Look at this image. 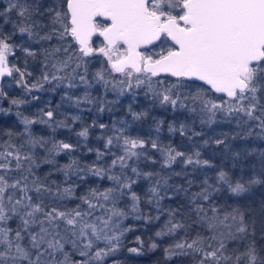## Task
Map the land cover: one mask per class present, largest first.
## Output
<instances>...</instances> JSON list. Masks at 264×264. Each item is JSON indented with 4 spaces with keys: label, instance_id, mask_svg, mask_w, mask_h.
<instances>
[{
    "label": "snow or ice",
    "instance_id": "6c2138e0",
    "mask_svg": "<svg viewBox=\"0 0 264 264\" xmlns=\"http://www.w3.org/2000/svg\"><path fill=\"white\" fill-rule=\"evenodd\" d=\"M13 86L23 94L11 95ZM43 91H62V101L97 113L142 93L153 106L184 116L168 131L188 140L203 137L205 127L234 126L202 145L222 146L233 159L254 157L256 165L240 176L205 171L197 181L191 177L198 169L216 168L199 147L186 152L132 136L125 121L84 125L60 105L25 115L23 106ZM128 111L134 120L148 115L131 105ZM13 114L18 123H9ZM77 122L76 143L56 138ZM36 125L44 128L37 132ZM93 128L101 132V147L88 146ZM233 141L246 146L236 150ZM258 143L264 145V0L0 5V264H124L125 249L142 256L161 247L163 264H264V194L255 196L264 188V147ZM81 149L95 158L82 159ZM142 160L159 163V171L143 170ZM178 162L181 171L173 170ZM141 180L149 182L142 194ZM130 217L163 222L147 245L136 236V246L127 247V234L136 231L125 223Z\"/></svg>",
    "mask_w": 264,
    "mask_h": 264
},
{
    "label": "trees",
    "instance_id": "16d2710c",
    "mask_svg": "<svg viewBox=\"0 0 264 264\" xmlns=\"http://www.w3.org/2000/svg\"><path fill=\"white\" fill-rule=\"evenodd\" d=\"M0 5L3 3L0 0ZM11 95H22V90L17 89L15 86L10 90ZM77 95H82L83 90L78 89L76 90ZM94 95H99L100 93L93 92ZM36 95L40 96V101L44 99H48V105L51 107H56L60 105V111L63 110H80L82 112V122L84 125L91 124L93 120H98V122L108 124L109 126L112 125V117L114 115H128V106L131 105L133 111L140 112V111H147L148 115L143 117L140 120L133 121V124L127 129V134L132 136H140L144 139H157L158 142L164 145L171 143L173 146L177 147L179 150L190 152L194 150V148L199 147V150L202 153V158L210 159L213 164L216 165L214 169H205V170H197V172L191 177L196 179L197 181L203 180L204 175L203 172H207L209 176H214L216 171L219 169H223L225 171H229L230 174L233 176H240L241 174H247L253 170V166L256 165V158L249 157L247 160L241 159H233L230 154L225 155L223 154L222 146H216L214 144H209V146L204 147L202 145V140L207 138L208 136H216L219 135L221 132H230L232 127L227 124H218L213 125L212 128L205 127L203 129L205 135L203 137H194L192 140H188L187 137H181L178 132L170 133L168 132L169 124L176 121L177 123L180 120L184 119L183 115H179L177 113H173L170 109L166 110L159 106H153L152 102L149 98L145 97L142 93L138 95L135 101L132 99L130 95H125L119 98V101L113 106L112 111H105L104 113H97L95 111V107L87 104H82L80 109L75 108L72 104L68 103L67 101H62V91H43L36 93ZM109 101H113L116 97L113 94H109L107 96ZM45 104V105H46ZM37 105L36 101H32L29 104L23 106V111L25 115H31L35 113L37 110H33V106ZM4 106H7L6 104ZM37 107V106H36ZM91 108V111L88 109ZM186 115V114H185ZM179 117V119H177ZM63 118V117H61ZM159 120H163L164 123L162 125V131L159 135L154 134L152 129V123H157ZM18 123L17 118L13 114L9 123ZM22 128V125L20 126ZM197 131H201L199 124L195 126ZM35 130L39 132L44 126L36 125L34 126ZM81 128V122H77L71 131L66 129H60L57 131L56 138L58 139H66L69 142L76 143L78 138L75 135L76 131H79ZM101 132L98 128L90 129V136L88 140L89 147H101L103 144L102 140H98L97 137L100 136ZM233 146L236 150H240L244 148L246 145L243 141H233ZM259 147H264L258 143ZM158 161L162 160V157L157 152L151 153ZM77 155L81 156L82 159L86 161H90L95 158L94 153H87L84 149H81L80 153ZM66 157L63 158L62 162L66 161ZM145 171H159L160 164L157 163L155 165L151 164L150 162L141 161L139 165ZM182 165L178 162L176 165L173 166V170L181 171ZM169 171V170H166ZM188 171H191L189 168ZM172 182L183 183L184 180L182 177H174ZM149 186V182L146 180H141L140 183L136 186V190L141 192L147 191ZM195 190V188L193 189ZM264 194V188H260L256 191L255 196L257 199ZM163 218L159 222H155L153 224L145 225L143 221H136L133 218H129L125 221L126 224H131L136 227V231L128 233L125 238V245L127 247L136 246L134 243L136 236H141L142 239L145 240L146 245L148 242V238L153 236L154 231L157 230L160 224H162ZM160 243L159 240H157ZM119 259L124 261V264H163V251L162 247L158 248L154 251H146L142 256H134L126 251H122L119 254Z\"/></svg>",
    "mask_w": 264,
    "mask_h": 264
},
{
    "label": "rangeland",
    "instance_id": "374dc122",
    "mask_svg": "<svg viewBox=\"0 0 264 264\" xmlns=\"http://www.w3.org/2000/svg\"><path fill=\"white\" fill-rule=\"evenodd\" d=\"M1 2L4 4L5 3V0H1ZM46 103H48V99H44L43 101H40V100L36 101V104L37 105L33 106V108H34L33 110H37V109H39L41 107H44ZM62 113L67 114L69 117L71 115H80V116H82V112L80 110H76V109H73V110H63ZM127 113H128L127 116L114 115L112 117V124H116L117 127H119L121 125L119 123H117V122H119V121H125V122H127L128 128H129L133 124V121H135V120L133 119V117H132V115H131V113L129 111ZM156 124L157 123H155V122L152 123V129H153L154 134L159 135L160 132L162 131V125L160 127L159 132H157V130H156ZM170 133H172V132H170Z\"/></svg>",
    "mask_w": 264,
    "mask_h": 264
}]
</instances>
